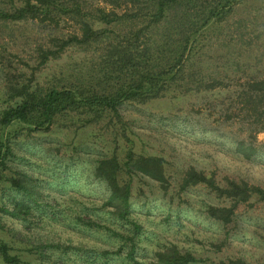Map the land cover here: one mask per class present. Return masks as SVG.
I'll use <instances>...</instances> for the list:
<instances>
[{"label": "rangeland", "instance_id": "1", "mask_svg": "<svg viewBox=\"0 0 264 264\" xmlns=\"http://www.w3.org/2000/svg\"><path fill=\"white\" fill-rule=\"evenodd\" d=\"M62 1L78 2L83 11L112 9L108 0ZM22 5L23 0H0L1 10ZM115 6L119 13L124 9ZM75 23L60 15L56 25L48 19L0 18V114L20 99L15 89L47 86L60 69L76 67L84 51L69 46L43 64L36 60L39 44L57 49L58 42L49 38L70 34ZM129 25L123 19L116 25L101 24L109 30ZM96 48L93 43L88 55ZM194 50L201 63L221 71V90H168L144 104L124 103L117 121L110 113L85 124L82 115L70 114L56 116L49 129H29L18 121L3 129L10 152L0 165V241L19 259L15 264H133L130 256L138 264H150L157 250L172 245L200 259L191 264H226L235 258L264 264V200L252 195L237 202L231 220L224 223L209 216L206 207L230 206L233 199L205 183L180 186L183 171L193 165L218 185L233 179L264 188V130L248 135L249 123L254 127L255 111L264 102L253 107L240 94L247 82L264 81V0L232 5L223 19L202 30ZM239 139L251 142L255 153L246 158L237 152ZM130 148L136 156L163 158L166 191L146 175L127 172L123 162ZM112 154L122 165L119 182L130 185L128 216L142 225L135 234L131 223L104 204L110 188L95 174L98 161ZM13 178L28 191L16 187ZM69 238L74 244L85 242L83 248L95 243V251L44 243ZM0 264L9 263L0 256Z\"/></svg>", "mask_w": 264, "mask_h": 264}, {"label": "trees", "instance_id": "2", "mask_svg": "<svg viewBox=\"0 0 264 264\" xmlns=\"http://www.w3.org/2000/svg\"><path fill=\"white\" fill-rule=\"evenodd\" d=\"M241 0H108L112 9L106 11L95 7L83 11L80 3L62 0H23L24 5L12 11L0 9V18L23 21L26 18H39L53 25L59 21V15L73 19L76 28L70 34L58 33L49 40L57 43V49L39 44L36 60L43 64L49 59L59 57L67 46L84 51L83 57L75 62L74 69L61 70L54 74V83L47 86L36 85L32 89L14 90L19 100L7 106L0 114V165L4 164L10 147L4 139L3 129L13 121L24 122L30 129H49L56 116L82 115L85 124L97 123L105 114L117 121L120 119V106L124 103L144 104L164 95L168 90L180 94L216 91L224 87L220 81L221 71L211 65L201 63V57L195 52L196 39L211 22L223 19L232 5ZM124 6L119 13L113 6ZM116 7V6H115ZM128 22V29L109 30L101 24H120ZM96 49L91 50L92 44ZM211 66V68H210ZM217 67V65L215 66ZM221 68V67H219ZM56 82V83H55ZM242 99L253 107L264 102V81L247 82L241 91ZM255 112L257 122H250L248 135L264 130V106ZM113 119H110L112 121ZM113 120V121H115ZM236 151L248 158L255 153V147L245 139H239ZM123 166L128 173H141L160 183L162 190L168 189L163 158L158 155L136 156L130 148L126 152ZM122 165L116 154L102 158L95 167V174L104 178L110 188V194L104 202L110 206L118 218L131 223L133 233L142 225L131 219L129 208V183L118 180ZM12 183L23 190L28 188L19 179ZM197 183H205L219 195L229 196L234 204L230 206L206 207V213L224 223L231 220L237 202L246 201L252 195L264 200V188L249 184L247 181L228 179L226 184L218 185L213 176L202 169L190 165L183 171L181 188ZM33 190V186H30ZM80 220L96 225L90 219ZM75 242V241H74ZM52 247H71L87 253L95 251V243L83 248L84 243L67 241L44 242ZM86 245V244H85ZM92 246V247H91ZM135 249H130L132 255ZM157 257L150 264H191L197 259L190 251H182L176 245L157 250ZM0 256L5 263L19 262L16 255L9 252L8 245L0 241ZM133 264H138L130 256ZM226 264H253L243 258L230 259Z\"/></svg>", "mask_w": 264, "mask_h": 264}]
</instances>
